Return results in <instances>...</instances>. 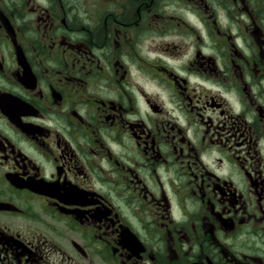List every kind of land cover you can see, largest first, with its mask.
Returning a JSON list of instances; mask_svg holds the SVG:
<instances>
[{"label":"flooded vegetation","instance_id":"flooded-vegetation-1","mask_svg":"<svg viewBox=\"0 0 264 264\" xmlns=\"http://www.w3.org/2000/svg\"><path fill=\"white\" fill-rule=\"evenodd\" d=\"M0 264H264V0H0Z\"/></svg>","mask_w":264,"mask_h":264}]
</instances>
